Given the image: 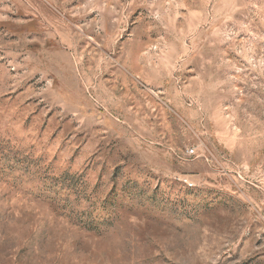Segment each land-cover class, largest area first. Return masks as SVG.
I'll return each mask as SVG.
<instances>
[{
  "label": "rangeland",
  "instance_id": "obj_1",
  "mask_svg": "<svg viewBox=\"0 0 264 264\" xmlns=\"http://www.w3.org/2000/svg\"><path fill=\"white\" fill-rule=\"evenodd\" d=\"M0 264H264V0H0Z\"/></svg>",
  "mask_w": 264,
  "mask_h": 264
},
{
  "label": "built area",
  "instance_id": "obj_2",
  "mask_svg": "<svg viewBox=\"0 0 264 264\" xmlns=\"http://www.w3.org/2000/svg\"><path fill=\"white\" fill-rule=\"evenodd\" d=\"M190 152H191V153H194V149H191ZM183 181H184L186 184H188L189 186H193V185H194L193 181H192L191 178H189V177H185V178L183 179Z\"/></svg>",
  "mask_w": 264,
  "mask_h": 264
}]
</instances>
